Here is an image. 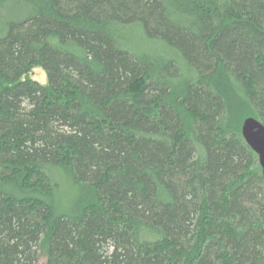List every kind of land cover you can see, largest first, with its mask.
I'll return each mask as SVG.
<instances>
[{
	"label": "trees",
	"instance_id": "trees-1",
	"mask_svg": "<svg viewBox=\"0 0 264 264\" xmlns=\"http://www.w3.org/2000/svg\"><path fill=\"white\" fill-rule=\"evenodd\" d=\"M248 116L264 0H0V264H264Z\"/></svg>",
	"mask_w": 264,
	"mask_h": 264
},
{
	"label": "water",
	"instance_id": "water-1",
	"mask_svg": "<svg viewBox=\"0 0 264 264\" xmlns=\"http://www.w3.org/2000/svg\"><path fill=\"white\" fill-rule=\"evenodd\" d=\"M241 135L256 153L264 179V125L252 116L245 117L241 124Z\"/></svg>",
	"mask_w": 264,
	"mask_h": 264
},
{
	"label": "rangeland",
	"instance_id": "rangeland-1",
	"mask_svg": "<svg viewBox=\"0 0 264 264\" xmlns=\"http://www.w3.org/2000/svg\"><path fill=\"white\" fill-rule=\"evenodd\" d=\"M29 77L31 79H34L38 81L39 83H45L46 78H45V73L40 67H34L30 72H29Z\"/></svg>",
	"mask_w": 264,
	"mask_h": 264
}]
</instances>
